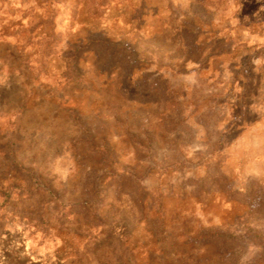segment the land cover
I'll return each mask as SVG.
<instances>
[{"label":"rangeland","instance_id":"374dc122","mask_svg":"<svg viewBox=\"0 0 264 264\" xmlns=\"http://www.w3.org/2000/svg\"><path fill=\"white\" fill-rule=\"evenodd\" d=\"M0 264H264V0H0Z\"/></svg>","mask_w":264,"mask_h":264}]
</instances>
